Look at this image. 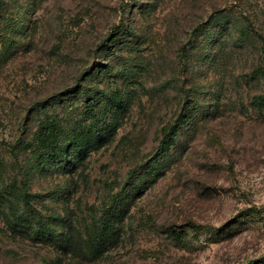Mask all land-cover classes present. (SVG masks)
I'll list each match as a JSON object with an SVG mask.
<instances>
[{
    "label": "rangeland",
    "instance_id": "1",
    "mask_svg": "<svg viewBox=\"0 0 264 264\" xmlns=\"http://www.w3.org/2000/svg\"><path fill=\"white\" fill-rule=\"evenodd\" d=\"M259 69L264 0H0V264H264ZM51 122L107 130L59 159ZM114 205L116 240L74 255Z\"/></svg>",
    "mask_w": 264,
    "mask_h": 264
},
{
    "label": "trees",
    "instance_id": "2",
    "mask_svg": "<svg viewBox=\"0 0 264 264\" xmlns=\"http://www.w3.org/2000/svg\"><path fill=\"white\" fill-rule=\"evenodd\" d=\"M225 19L226 17L223 16L219 22L220 26H226ZM226 31L227 34L230 33L229 29ZM243 34H245V31ZM259 70L264 75V69ZM258 100L264 101V96L258 97ZM115 104H120V101H117ZM92 117H95V114H92ZM176 128L177 125L164 128L162 140L164 150L169 149L172 143V135L176 132ZM106 130L107 126L103 128L88 127L83 132L70 138L68 143L62 144L61 137L63 135V128L60 124L51 122L43 125L40 129V145L48 152V156L60 159L64 157L65 152H79L86 148L95 147L97 145L100 146L103 142ZM25 203L29 204L28 197H26ZM116 211V205L106 210L99 221L85 231V238H83V235L79 234L77 230H73L71 234L73 241L72 247H70L71 252L76 256L83 258L88 257L90 259H98L103 256L105 251L117 237V230L112 221ZM11 214L16 224L23 227V229L27 228V219L19 216L14 210ZM36 228V238L41 241H43L44 238H48L56 245H61L62 240L60 234L55 229L51 228L45 221L37 220Z\"/></svg>",
    "mask_w": 264,
    "mask_h": 264
}]
</instances>
